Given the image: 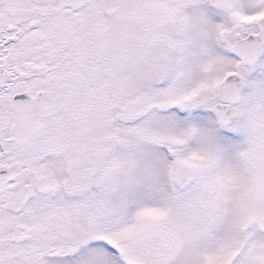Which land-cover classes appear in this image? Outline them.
Segmentation results:
<instances>
[{
	"label": "flooded vegetation",
	"instance_id": "obj_1",
	"mask_svg": "<svg viewBox=\"0 0 264 264\" xmlns=\"http://www.w3.org/2000/svg\"><path fill=\"white\" fill-rule=\"evenodd\" d=\"M206 1L219 4L235 25L228 51L237 39L264 32V11L249 14L231 1ZM84 2L0 0V264H92L98 246L124 264L133 259L127 241L107 226L109 211L97 199L100 180L112 172L105 175L101 166L109 169L115 146L113 140L104 146L109 161L101 163L99 119L112 110L111 118L127 132L145 136L148 97H133L131 85H141L136 79L144 74L160 80L163 3ZM133 20L140 32L133 31ZM148 45L150 53L135 60L133 49L147 52ZM233 56L242 67L233 72L244 86L233 102H224L234 119L226 127L214 120L222 129L249 133V91L252 77L264 70V49L255 64ZM224 78L215 104L225 96ZM105 89L117 98L110 102ZM177 151L168 154L174 162L178 154L192 153L187 145Z\"/></svg>",
	"mask_w": 264,
	"mask_h": 264
},
{
	"label": "rangeland",
	"instance_id": "obj_2",
	"mask_svg": "<svg viewBox=\"0 0 264 264\" xmlns=\"http://www.w3.org/2000/svg\"><path fill=\"white\" fill-rule=\"evenodd\" d=\"M229 1L249 14L264 11V0ZM162 3L160 80L144 74L136 79L141 85H131L133 97H148L145 136L127 132L111 118L112 110L100 114L101 163L109 161L104 146L115 143L109 169L101 166L105 175L112 172L97 191L99 205L109 211L107 226L127 241L130 264H264V70L252 77L250 132L220 128L211 108L221 80L241 67L228 51L235 25L219 4L206 0ZM135 23L133 31L140 32ZM147 50L134 48L132 56L136 60ZM105 90L112 102V89ZM168 145L177 152L191 148L186 154L200 168L192 188L174 186L176 162L166 153ZM84 156L87 164L90 157ZM95 250L92 264H124L106 248Z\"/></svg>",
	"mask_w": 264,
	"mask_h": 264
},
{
	"label": "water",
	"instance_id": "obj_3",
	"mask_svg": "<svg viewBox=\"0 0 264 264\" xmlns=\"http://www.w3.org/2000/svg\"><path fill=\"white\" fill-rule=\"evenodd\" d=\"M60 4H83L86 0H58ZM262 21V20H261ZM261 30H262V26ZM254 49L257 53L256 55H248L247 51ZM264 49V32L262 30L261 34L256 36H250L246 39H237L234 44L231 46L230 51L240 57L244 64H255L262 56ZM224 97L222 98L223 103L217 104L213 108L214 116L216 117L218 123L222 126H227L234 119V110L231 109L230 105H225L224 102H233L234 95L238 96V91L240 92L243 89L244 81L237 73H231L224 79ZM230 95V98L227 100V96ZM229 102V103H230ZM198 175L197 168L186 161L182 157L177 158L176 170L174 175L175 185L181 189L185 190L191 186V184L196 180ZM24 197V195H23ZM23 199V198H22ZM27 199V198H26ZM25 200L22 202L25 203Z\"/></svg>",
	"mask_w": 264,
	"mask_h": 264
}]
</instances>
